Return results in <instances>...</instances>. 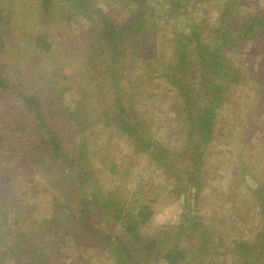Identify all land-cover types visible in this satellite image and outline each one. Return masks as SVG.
Here are the masks:
<instances>
[{
    "label": "trees",
    "instance_id": "trees-1",
    "mask_svg": "<svg viewBox=\"0 0 264 264\" xmlns=\"http://www.w3.org/2000/svg\"><path fill=\"white\" fill-rule=\"evenodd\" d=\"M27 1L35 4L37 28L21 34L18 53L25 54L32 43L50 55L53 32L64 33L73 24L84 28L79 35L86 46L77 61L64 54L48 61L47 68L39 62L42 74L16 82L25 91L0 74V94L8 101L0 105V264L9 258L13 264H88V249L110 257V264H215L225 253L232 264H260L264 188L246 190L261 206L259 224L226 244L216 235V223L223 221L214 217L213 207L201 213V203L211 177L217 176L207 167L206 151L213 139H222L226 115L232 116L226 131L239 144L243 125L252 126L257 108L264 117V4ZM68 33L63 42L71 39ZM253 51L262 61L251 58ZM235 52L243 59L234 61ZM30 60L35 64L40 58ZM65 60L73 62L67 71L59 66ZM245 81L256 87L257 96L243 113L235 92ZM67 94L74 95L72 107ZM158 105L173 113L171 147L153 133L157 121L150 109ZM95 126L128 141L132 156L153 162L170 184L169 199L179 201L176 221L153 226L158 193L151 190L153 181L141 183L137 169L125 187L130 193L122 191L118 179L101 192L85 185L96 167L93 161L104 159L111 174L128 170L121 159H110L109 153L97 158L99 149L86 146L84 139H92ZM243 156L237 155L240 168L250 167ZM52 171L58 174L51 178ZM228 175V198L242 202L236 194L247 187L242 172Z\"/></svg>",
    "mask_w": 264,
    "mask_h": 264
},
{
    "label": "rangeland",
    "instance_id": "rangeland-1",
    "mask_svg": "<svg viewBox=\"0 0 264 264\" xmlns=\"http://www.w3.org/2000/svg\"><path fill=\"white\" fill-rule=\"evenodd\" d=\"M103 1L104 0H100V2ZM12 2L13 3L10 4L9 0L0 1V16L1 18L3 17L0 21V47L2 46L0 49V74L17 90L25 91L26 89L22 86H17L16 82H18L20 78L35 77L37 74H42L37 70L39 62L44 61L43 64L45 65V68H47L48 61H52L56 56H62L64 54H73L74 56H72V58L77 61L79 54L83 52L80 48L86 46L83 43L85 42L84 37L79 35L84 28L79 29L78 26L73 24L70 26V29H67L64 33H62L61 30L54 31V49L52 52H48L50 53L48 56H44V52L41 50H35L32 43L31 49L25 50V54L18 53L16 48L21 39V34L24 32L30 34V31L37 28L35 23L36 17L34 15L36 9L35 4H31V2H28L27 0H13ZM260 2L261 4H264V0H260ZM42 28L44 29L45 26H42ZM52 31L53 29L50 32ZM68 31H70L68 36L71 39L63 42L62 39ZM30 37L32 36H29L28 38ZM30 39L32 41V38ZM31 41L29 40V42ZM21 44L18 45L20 49L22 48ZM253 54H255V56H251V58L259 62L262 55L255 51H253ZM33 55L39 56L40 60L38 63L33 64L30 60ZM59 59L61 58L59 57ZM232 59L234 61L241 60L243 59V55L235 52L232 55ZM72 63L73 62L69 60H65L62 63L59 62V66H64L65 68L63 70L67 71L70 68L68 64ZM29 71L33 72L32 75L29 74ZM255 88L256 87L250 82H246L245 84L240 85V88L235 92L238 97L237 101H239L240 104L239 107L244 109L243 113L249 111L253 103L256 101L257 93H255ZM158 97L159 96L156 97V100ZM66 98H68V100H65L66 103L70 102L69 105L72 107L73 102L71 100H74V95L67 94ZM4 100L8 102L4 99L3 95L0 94V105ZM150 112L157 121L153 127L154 135L160 139L162 143L171 147L175 143L170 136L171 132H169L171 130L169 124L173 117L172 111L167 110L163 105H158L152 106ZM261 112L260 108L255 110V116L252 117V122H250V124L252 123V126L249 124L245 126L244 122H240L241 125L244 124V128L242 129L243 133L241 131L242 134L239 136L241 137V141H243L242 144L235 143L233 137L227 133L226 125L231 122L232 116L226 115L229 122L222 125V139H213L211 146L208 147L206 151V157L210 160L207 167L214 169L213 172L215 171L217 176H214V178L211 177V181L209 182L210 188H207L203 192L205 200L201 203V213L206 214L213 207V211L216 213L214 217L223 221L221 224L219 222L216 223V235L222 236L221 238L224 239L225 244L232 238L240 239L246 237V230L259 224V218L256 216L258 215L261 206L255 204L251 197L247 196L248 193L246 190H248V187L256 188L258 185L261 188H264V117ZM1 125L2 122L0 120V126ZM237 126L239 129L241 128L239 123ZM94 131L95 134L90 140L87 137L85 138L87 130L84 131L85 134L83 135L85 138L84 140L86 141V146L88 144L92 149H99V152L101 153L97 158H101L103 153H109L110 159L115 158L117 161L118 159H121L123 165L122 168L126 166L128 170L123 169L121 171L122 174H117V171L114 174H111L104 163V159L101 161H93L95 166L99 169L91 167L89 180L85 185H87L90 190L101 192L107 188L109 181L118 179L122 189H124L122 191H126L127 189H125V187H127L130 182L133 183V177L135 176L134 174H136L135 169H137V174L142 179L141 183L146 180H150V182L153 181L154 187H151V190H154V193H158L157 204L155 205V213L152 220L153 226L156 227L162 223L176 221L178 216L177 204L179 201L171 202L168 195L170 184H167L159 170L151 165L153 162H151L145 155L138 157L132 156L128 141L123 140L120 137H115L114 134H111V137L109 135L107 136V133H110L100 129L99 126H95ZM100 140H104L106 144L101 143ZM98 145L100 148L97 147ZM238 153L244 155L243 159L250 167L240 168L241 165L237 163ZM239 169L240 172H242V177L244 178L247 187L244 188L242 185L243 189L240 187L239 194L236 193L242 198V202L239 200L232 203V200L228 198L229 195L226 192L227 180L229 177L228 174L232 170L238 171ZM250 170L252 173H250ZM51 173L52 174L49 175L51 178L55 177V174H58L57 171H52ZM218 173H221L220 176ZM72 174L74 175V173ZM213 175H215V173ZM68 178L70 179V177ZM69 179L68 182L70 181ZM240 181L242 182V179ZM253 214H255V216H253ZM87 251V254L89 255H87L86 259L89 262L88 264H110L112 262L111 258L108 256H95L96 253L94 254L95 250L93 249H88ZM228 255L229 254L226 253L223 254V256L219 255L215 260V264H232L233 259ZM5 264H13V262L9 258ZM78 264L84 263L82 261ZM260 264H264V259L261 260Z\"/></svg>",
    "mask_w": 264,
    "mask_h": 264
}]
</instances>
